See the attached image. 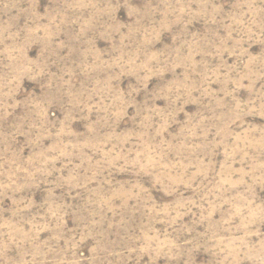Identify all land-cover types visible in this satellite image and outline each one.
Segmentation results:
<instances>
[{"label":"clouds","instance_id":"1","mask_svg":"<svg viewBox=\"0 0 264 264\" xmlns=\"http://www.w3.org/2000/svg\"><path fill=\"white\" fill-rule=\"evenodd\" d=\"M120 7L129 8L130 23L116 21L115 11ZM186 16H206L208 22L219 23L225 36L219 38V44L210 55L220 57L223 52H228L235 55L238 62L227 66L223 73L220 71L224 67L221 63L193 79L196 62L192 59L194 52L188 41L181 45L188 48L183 55L181 47L167 53L145 50V45L157 39L162 30ZM29 20L32 26L23 30H11L8 24L0 28V54L4 58L0 68V95L4 99L0 107L5 116L10 108L20 103L15 100V95L22 79L47 81L41 85L42 89H47V95L27 98L24 104L30 113L29 118L15 124L8 133L12 139L17 135L27 138L33 149L30 156L25 159L19 151L12 150L7 138L0 150V175L3 176L0 194L12 201V207L6 210L9 215L0 222V264H45L49 253L53 264H78L81 258L76 257L74 250L89 238L95 240V245L92 257L83 258L88 264H95L102 255L105 260L108 256L124 261L135 258L136 264L145 255L149 257L150 264L164 257L174 264L179 258L190 256L197 248L210 254L209 264H241V261L264 264V232L260 231V225L264 223V203L257 202L255 196V186L264 184V126H244L246 116L264 117V85L255 87L257 81L264 78V47L255 56L249 54L246 47L250 44L264 46V0H234L230 10H225L223 5H212L209 10L203 2L193 8L179 0L175 3L145 0L139 8L129 6L127 0L104 4L97 0H48V7L42 11H37L35 5L31 6ZM146 20L151 23L146 25ZM69 23L79 25L75 39L89 41V33L104 38L120 37L119 43L114 45L115 54L111 60L105 61L93 55L92 63L86 65L89 70L104 65L119 69V74L135 73L137 80L143 83L150 75L163 74L169 67L184 65V78L171 82L160 93L169 101V108L156 109L145 103L143 108L137 109L139 119L135 127L117 133L115 123L125 114L131 99H125L123 93L113 89L111 81L116 76H109L104 81L96 80L79 92H73L69 87L71 76L67 67L58 76L47 71L48 65L54 62L51 58L57 48L63 46V42L57 45L55 38L59 37L61 26ZM130 38L137 42L132 50L128 49ZM33 44L41 46L34 59L27 54ZM57 59L64 58L57 56ZM141 72L145 75L141 76ZM212 80L222 82L220 91L223 95L219 98L208 87ZM243 80L248 81L247 85L241 83ZM229 85L234 87L229 88ZM241 87L248 89L247 100L238 101L234 97ZM194 93H198L200 99H207L206 108L212 104L219 106V101L226 98L231 100L228 118L215 117L219 124L211 125L216 130L212 146H223L228 163L216 173L219 179L214 177L199 186L203 192L199 198L204 201L197 205L201 208L199 218L192 226L177 227L178 220L185 214L181 209L191 211L189 206L195 201L178 200L158 206L139 183L126 181L116 186L110 181L114 172L152 173L155 182L171 194L175 192V186H191V181L197 176H209L211 161L205 163L202 158L193 160L189 157L203 146L191 143V139L197 135V129H201L202 138H207L208 129L202 126L212 117L200 115L195 122L185 125L179 136L173 137L175 142L161 136L177 103L190 102ZM64 98L65 121L57 127L47 120V105ZM9 100L12 103L9 104ZM90 112L96 113V119L89 122L86 132H71L68 122L75 118L73 113L87 119ZM234 126L241 127L242 131L234 132ZM45 138H51L53 143L44 147ZM126 144L131 147L125 148ZM172 150L176 151V161L164 163L165 153ZM237 157L244 162L246 170L245 167H231L230 161ZM73 158L79 163L74 164ZM56 161H61L60 169L55 167ZM190 167H195L196 171L188 176ZM64 168L71 169L67 176L57 175L55 180L49 181V177ZM92 181L96 182V188L89 187ZM41 182H50L53 187L67 184L87 193L88 198L75 206L57 203L50 188L46 207L40 206L44 208L43 215L32 214L33 202L19 193L23 188ZM117 199L121 201V209L128 207V200L134 199L142 205L147 217L138 235L125 231L120 238L123 246L119 250L107 247L113 242L107 241V230L103 228L105 214L115 210L114 201ZM221 209L225 210L221 212ZM69 212L79 224L65 238L64 217ZM215 212H221L219 220L213 219ZM121 219L122 223H127L123 217ZM156 220L167 225L165 231L159 232L153 227ZM196 224H203L204 230L195 232L188 239L180 238L185 232H194ZM45 230L53 234L48 242L38 239L39 233ZM253 237L259 242H254ZM61 239L65 240L64 247L58 245Z\"/></svg>","mask_w":264,"mask_h":264},{"label":"rangeland","instance_id":"2","mask_svg":"<svg viewBox=\"0 0 264 264\" xmlns=\"http://www.w3.org/2000/svg\"><path fill=\"white\" fill-rule=\"evenodd\" d=\"M98 3L104 4L107 2L115 3L116 0H97ZM153 3H157L158 0H152ZM169 2L175 3L176 0H169ZM181 3L191 4L193 8L198 3L203 2L211 9L212 5H223L225 10H230L234 0H179ZM145 3V0H127V4L131 7L139 8ZM5 4L8 5L5 8ZM32 5H35L37 11H42L48 7V0H0V28L5 24L10 26L11 30H23L26 27H31L32 23L29 20V10ZM86 15V13H85ZM116 21L122 24L130 23L129 8L120 7L115 11ZM150 20H146L145 24H150ZM62 31L59 37L55 38L57 45L63 42V46L57 48L56 53L51 58L54 62L50 63L47 67V71L53 75H60L61 72L67 67L69 69V75L71 80L69 87L73 92H79L83 87L90 86L94 81H104L109 76H116V79L111 81L113 89H118L124 94L125 99H131V103L125 109V114L121 116L115 123V131L117 133H124L135 127L138 123V117L136 112L138 108H143L145 103L150 107L156 109L167 110L169 108V101L160 93L162 90L173 81H180L184 78L185 67L179 65L175 68L169 67L168 70L164 71L163 74L156 73L148 76L147 80L143 83L137 80L135 73H124L119 74V69L107 68L104 65L94 67L89 70L86 65L92 63L93 55L98 56L100 59L110 61L113 55V48L115 44H118L120 37L118 35L104 38L103 36L96 33H89L91 39L85 41L83 38L75 39L78 32L79 25L69 23L62 25ZM125 31V30H122ZM225 36V32L219 23L212 24L207 21V17L195 16V17H183L180 21L173 24L171 27L162 30L159 33V37L153 40L150 44L145 45V50L153 53H167L171 52L177 47H181L184 41H188L191 44L194 55L192 57L194 64V72L192 73L193 79H198L197 74L205 73L212 69L217 68L223 63L224 67L220 68L221 73L226 70L227 66L236 64L237 57L230 55L228 52H223L220 57L210 55L215 51V46L219 44V38ZM136 40L129 39L128 49L132 50L136 47ZM39 44H33L28 48L27 54L30 58H35L40 51ZM248 53L252 56L259 54L262 50V45L250 44L246 45ZM187 47H181V54L187 53ZM57 56L63 57L64 59L59 60ZM4 58L0 54V68H2ZM141 76L145 75L144 72L140 73ZM235 75V73H232ZM68 77L66 76L65 79ZM46 79L40 82L36 80L24 78L20 82V88L18 89L15 100L20 103L15 108L8 110V115L5 116L4 110L0 107V150L4 147V141L7 138L9 147L12 150L19 151L23 158H27L32 153L33 149L28 144L27 138L24 135H17L14 139L8 136L13 129V126L20 123L22 120H27L30 116L28 108L25 106L24 101L29 97L43 98L47 95V89H42L41 85L46 84ZM242 84L247 85L248 81H241ZM264 85V78L257 81L255 87L259 88ZM208 87L211 91L219 98L223 95L220 91L222 88V82L218 80H212ZM234 85H229V88ZM135 89V91H132ZM131 93V96L129 94ZM194 99L188 103L179 102L172 110L173 114L170 117L167 129L161 133L164 140L173 141V137L179 136L181 130L185 125L190 122H195L200 115L206 117H212L202 126L208 129L207 138L204 139L200 136L201 129H197V135L191 139L193 144H202L203 146L197 148L189 157L190 159L197 160L203 159L205 163L211 161L210 174L207 178L197 176L195 180L191 181V186L186 184H180L176 187L175 192L171 194L164 190V188L155 182V178L152 173H140L137 174L131 171L114 172L112 173V179L110 183L119 186L124 182H137L144 189L147 190V195L151 197V201L155 202L158 206L170 205L178 200H192L195 203L187 208L181 209L185 214L180 217L177 222V227L180 225L192 226L194 221L199 218L201 208L197 205L204 203L200 200V196L203 194L200 191L199 186L207 184L210 180L219 179L216 173H219L226 165V159L224 155L223 146L217 145L213 147V138L215 136V129L211 127L212 124H219V121L215 117H221L226 120L230 114L231 100L226 98L219 101V106L212 104L209 107H205L208 103L207 99H200L198 93L193 94ZM234 97L238 101H244L249 98V92L247 87L239 88L235 93ZM3 96L0 95V103L3 102ZM8 103H12L9 100ZM66 98L62 100H54L52 103L47 105L46 116L47 120L51 123H55L59 127L60 122L65 121L66 114ZM73 119L68 122V128L73 133H85L90 121L96 119V113H87V119L73 113ZM260 127L264 126V117L259 116H246L244 118V126ZM234 132H241L242 128L234 126L232 128ZM175 142V141H173ZM51 138H45L43 146L47 147L52 144ZM131 147V145H125V148ZM177 159L175 150L167 151L163 157L164 163H174ZM73 163H79V160L73 158ZM233 169H240L246 166L238 157L230 161ZM57 169L61 168V161L55 162ZM70 168H64L60 173L54 174L49 177V181L55 180L57 175L67 176ZM83 171V170H81ZM195 167H190L187 175L190 176L195 172ZM2 172V168H0ZM235 179L236 176L234 175ZM3 180V176L0 175V181ZM90 188H96L97 184L92 181L89 185ZM51 188L52 197L55 198L57 203L63 202L65 204L78 205L82 200L88 198L87 193L82 192L80 189L70 188L67 184H61L60 186L53 187L50 182H41L38 185L27 186L22 189L19 195L23 196L26 200L33 202L31 209L32 214L40 213L43 215L44 208L40 207L44 205L49 199V189ZM77 193H80L77 196ZM255 196L257 202L264 203V184H258L255 186ZM120 200H115V210L112 212H106L105 221L103 228L107 230V241L113 242L108 243L107 247L110 249L115 247L119 250V247L123 246V242L120 240L124 236L125 231L132 234H139L140 229L147 220L145 210L142 205L137 204L134 199L128 200V207L123 209L120 208ZM12 207V201L7 196L0 194V222L9 215L6 211ZM226 208V206H225ZM225 209H221V212ZM221 212L213 213V219L219 220ZM127 221L126 224L122 223V218ZM39 222V217H37ZM79 221L69 212L64 217V228L66 237L72 234V230L78 227ZM153 227L159 231H165L167 225L159 220L153 223ZM204 230L203 224H196L195 231L192 233H183L181 239H188L191 235H195V232H202ZM260 231L264 232V223L260 225ZM53 236L52 232L45 230L39 233L38 239L40 241L48 242ZM254 242H259L256 237H253ZM114 242H120L119 244ZM60 247L65 246V240L61 239L58 241ZM95 245V240L89 238L79 243L78 248L75 249V255L79 259L78 264H88V261L83 258H91L93 253L92 249ZM106 255V254H104ZM48 259L45 260V264H53L52 254H48ZM211 260L210 254L204 251L202 248H197L191 252L190 256H184L179 258L174 264H209ZM136 264L135 258L130 261L118 260L115 256H108L107 260L101 256L99 261L95 264ZM139 264H150L149 257L147 255L140 258ZM155 264H173V262L167 261L164 257H160L155 261ZM241 264H251L250 261H241Z\"/></svg>","mask_w":264,"mask_h":264}]
</instances>
